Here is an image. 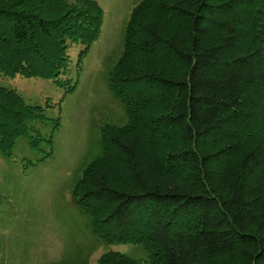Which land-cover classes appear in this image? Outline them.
<instances>
[{
	"label": "trees",
	"instance_id": "obj_1",
	"mask_svg": "<svg viewBox=\"0 0 264 264\" xmlns=\"http://www.w3.org/2000/svg\"><path fill=\"white\" fill-rule=\"evenodd\" d=\"M101 20L95 0H0V75L61 84ZM121 46L105 77L125 120L100 125L70 194L98 239L147 258L97 264H264V0H139ZM43 119L0 84V155L36 149Z\"/></svg>",
	"mask_w": 264,
	"mask_h": 264
},
{
	"label": "rangeland",
	"instance_id": "obj_2",
	"mask_svg": "<svg viewBox=\"0 0 264 264\" xmlns=\"http://www.w3.org/2000/svg\"><path fill=\"white\" fill-rule=\"evenodd\" d=\"M95 1L102 11L98 36L78 64L82 46L67 49L61 84L0 75L1 85L42 107L45 115L32 123L42 137L36 149L23 135L15 139L8 156L0 155V264H97L98 256L108 250L147 258L140 245L98 239L70 194L81 168L95 153L100 125L125 120L105 75L121 51L125 22L139 0Z\"/></svg>",
	"mask_w": 264,
	"mask_h": 264
}]
</instances>
